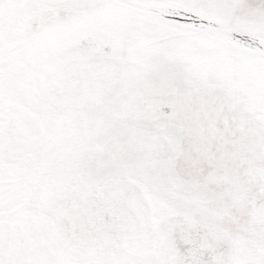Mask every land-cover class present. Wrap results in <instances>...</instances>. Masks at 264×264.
I'll return each instance as SVG.
<instances>
[{
  "label": "snow or ice",
  "instance_id": "snow-or-ice-1",
  "mask_svg": "<svg viewBox=\"0 0 264 264\" xmlns=\"http://www.w3.org/2000/svg\"><path fill=\"white\" fill-rule=\"evenodd\" d=\"M0 264H264V0H0Z\"/></svg>",
  "mask_w": 264,
  "mask_h": 264
}]
</instances>
